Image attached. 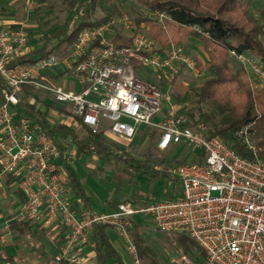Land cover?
<instances>
[{"label":"built area","instance_id":"1","mask_svg":"<svg viewBox=\"0 0 264 264\" xmlns=\"http://www.w3.org/2000/svg\"><path fill=\"white\" fill-rule=\"evenodd\" d=\"M89 2L84 0L81 7ZM145 15L163 27L168 18L158 9ZM144 28L127 13L111 15L84 26L64 57L51 54L9 65L28 50V36L0 24V183L10 175L18 179L23 199L14 219L61 230L63 240L52 264H81L83 248L93 247L96 225L117 232L131 264H153L140 259L131 233L135 221L146 216H152L161 231L188 233L205 252L201 261L179 252L170 258L171 264H264V160L241 156L219 136H208L203 122H189L168 91L184 71L197 75L195 59L183 44L160 49ZM117 29L132 36L130 45L112 41ZM229 56L264 82V67L252 54L231 49ZM58 67L63 75L52 79L48 71ZM145 69L165 80L168 90L138 74ZM70 80L80 89L70 87ZM24 86L65 103L93 132L105 126L108 137L130 144L141 125H154L160 130V149L183 142L203 149L204 161L168 167L181 184L179 197L122 199L113 210L78 207L66 193L67 165L74 163L78 151L70 143L60 147L20 113L17 105ZM163 105L166 110L155 121ZM237 135L256 154L248 127Z\"/></svg>","mask_w":264,"mask_h":264},{"label":"trees","instance_id":"2","mask_svg":"<svg viewBox=\"0 0 264 264\" xmlns=\"http://www.w3.org/2000/svg\"><path fill=\"white\" fill-rule=\"evenodd\" d=\"M128 1L90 0L83 10H79L80 5L77 0H68V7L72 14L45 37L42 45L26 50L11 60L9 65L32 63L51 54L64 57L84 26L99 23L108 16L115 15L117 4L124 6ZM134 1L147 10L158 9L167 13L168 18L165 20L164 27L151 18L136 17L139 24L148 25L147 32L160 45V49L169 47L171 43H188L190 38H195L208 52V57L203 62L195 58L196 66L204 76L200 84L190 87L193 90V97L189 103L180 108L188 116L189 122L192 124L203 122L208 136H219L241 156L253 159L256 155L264 160V84L260 89L250 85L252 77L248 70L241 65H235L229 56L231 49L252 54L264 67V0H260L261 5L257 8L256 14L252 12L254 0ZM96 11H101L102 14L95 17ZM112 41L119 46L130 45L132 36L117 29ZM178 78L172 81L175 88L171 90V95L175 102L180 103L189 87L183 80L177 81ZM150 80L155 81L152 78ZM254 80L259 83L257 79ZM159 84L164 91L168 90L165 80L160 81ZM3 85V79L0 77V89ZM42 94L29 86H24V95L17 108L22 115L38 123L41 130L60 147L71 143L70 145L77 149L78 154L92 152L112 158L131 168L135 174L147 176L150 181L156 180L161 174L172 179L173 176L166 170L160 172L154 168L152 158L155 161L162 160L158 155L151 154L153 157L149 155L147 159H139L119 151L120 142L107 136L105 126L93 132L81 117L67 109L65 103ZM49 116L59 121L54 123ZM141 126L143 128H140ZM141 126L137 131L140 138L147 137L164 155L169 153L170 147L183 143H175L162 150L157 144L159 137L157 140L155 138L160 132L159 128L150 124ZM242 127H248L251 136L254 137L257 146L256 154L237 135V131ZM197 156L199 158L196 162H203L204 150L201 149ZM67 172V195L74 196L72 201L76 206L94 209L90 194L73 164L67 165ZM24 226H28V223L16 221L11 228L23 229ZM144 227L145 225L138 219L131 229L140 259L143 263L171 264L170 260L162 258L156 248L147 242L143 234ZM109 229L112 228L96 225L92 231L91 240L96 264H126L111 241ZM167 233L174 234L178 240V253H186L194 261L203 260L205 252L188 233L183 231Z\"/></svg>","mask_w":264,"mask_h":264},{"label":"rangeland","instance_id":"3","mask_svg":"<svg viewBox=\"0 0 264 264\" xmlns=\"http://www.w3.org/2000/svg\"><path fill=\"white\" fill-rule=\"evenodd\" d=\"M83 2L84 0H77V3L80 5L79 10H83L81 7ZM260 5V0H254V4L252 5V12L254 14L257 13V8ZM11 6L12 7L7 8V12L12 22L5 24V26L10 31L23 30L26 32L28 36L27 49L42 45L45 41V37L55 28L59 27L65 19L72 14L68 7V0H21L19 3H11ZM146 11L147 9L139 6L134 0H129L124 6L117 4L116 13L114 14L127 13L136 20L137 16L146 17ZM101 14V11H96L95 17ZM144 29L147 31L148 25L145 24ZM180 44L188 48L194 59L198 58L202 62L207 59L208 52L197 39L190 38L188 43ZM231 59L235 65L244 67L233 58ZM58 71L59 70L56 69V73ZM138 74L143 77H150L157 83L163 80L161 77L153 75L148 69L139 71ZM203 76L204 74L200 73L199 70L197 75L186 71L177 79V81L183 80L189 87L180 103L175 102L171 95V90L174 89L175 86L172 84L169 88L167 85V88H169L168 94L173 104L181 107L183 104L189 103L193 97V90L190 87L200 84ZM254 79L253 77L250 78V85L260 89L264 82L259 81L258 83L255 82L256 80ZM165 110V105H163L162 111L154 117V120H158ZM49 118L54 123L59 121V119H55L53 116H49ZM140 128L143 127L141 126ZM159 135L160 132L157 133L155 137L156 140ZM251 139L256 146L254 137L251 136ZM195 147L197 146L181 143L176 147H170L169 153L167 152L166 155H164L156 149L155 145H153L147 137L141 139L140 134L137 133L130 144H123L120 142L119 151L139 159H147L151 154L158 155L162 160L155 161L154 158H152V164L156 170L162 172L163 170L167 171L168 167L176 164L196 161L199 152ZM73 165L85 184L87 191L89 194L91 193L92 207L96 210H112L115 208V204L122 199L158 201L166 198L179 197L182 194L181 184L177 179L175 180L174 177L168 179L161 174L156 180L150 181L147 176L135 174L131 168H127L123 163L92 152L78 154ZM139 219L142 221L143 225H145L143 234L147 242L156 248V251L162 258L170 260L171 257L178 253L179 242L174 234L159 230L152 216L139 217ZM40 235L42 237L45 233H40ZM110 236L114 246L121 256H123L125 263L131 264L129 254L119 235L111 229ZM44 238L42 239L44 240ZM84 256L86 259L84 264H96L94 256L89 254Z\"/></svg>","mask_w":264,"mask_h":264},{"label":"crops","instance_id":"4","mask_svg":"<svg viewBox=\"0 0 264 264\" xmlns=\"http://www.w3.org/2000/svg\"><path fill=\"white\" fill-rule=\"evenodd\" d=\"M20 1L21 0H0L1 25L5 26V24L12 22L8 15L7 8L12 7L11 3H19ZM56 69L59 70L57 73ZM56 69L48 71V75L51 76L52 79H58V77H62L63 75L61 73L62 68L60 69L59 67ZM69 86L76 90L80 89V85L72 80L69 81ZM173 145L174 144H171L170 146ZM195 148L200 152V147ZM198 158L199 156H197V160ZM17 181L18 179L15 176L10 175L5 178L3 183H0V264H52L53 256L63 240V233L60 229L55 225L43 228L38 223H28V226H24L25 228L23 229L11 228V225L17 221L14 219V214L23 199V195L17 188ZM70 198L72 200L74 196L70 195ZM40 233H45V235L41 237ZM109 233L111 234V230ZM47 235H51L52 237H48ZM42 238H44L45 241ZM83 253L84 255L89 254L94 256L96 261V255L92 246L83 248ZM85 262L86 259L84 256V260L81 264Z\"/></svg>","mask_w":264,"mask_h":264}]
</instances>
